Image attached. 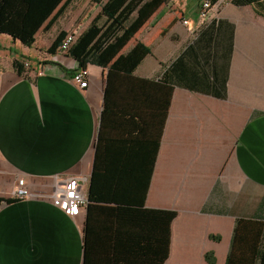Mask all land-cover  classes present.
I'll return each instance as SVG.
<instances>
[{"label":"crops","instance_id":"1","mask_svg":"<svg viewBox=\"0 0 264 264\" xmlns=\"http://www.w3.org/2000/svg\"><path fill=\"white\" fill-rule=\"evenodd\" d=\"M199 2L168 0L124 49L150 47L138 68L90 65L84 88L72 57L38 54L55 23L32 47L0 35V196L33 191L0 204V264H226L237 219L264 221V17ZM67 177L75 215L51 198Z\"/></svg>","mask_w":264,"mask_h":264},{"label":"trees","instance_id":"2","mask_svg":"<svg viewBox=\"0 0 264 264\" xmlns=\"http://www.w3.org/2000/svg\"><path fill=\"white\" fill-rule=\"evenodd\" d=\"M72 0H0V35L10 36L14 42L32 47L39 29L45 25L49 30L65 12ZM99 14L77 36L66 51L80 68L90 65L102 66L123 73H132L144 57L151 52L142 42L135 43L124 52L130 40L140 31L152 14L168 0H96ZM235 5H253L255 12L264 17V0H232ZM104 18L102 23L99 22ZM68 31L56 35L46 50L56 54ZM28 62V61H27ZM26 60L15 58L13 67L18 73L26 71ZM75 71V72H76ZM17 198L0 196V204L11 203ZM250 234L251 237L244 236ZM213 237V236H212ZM217 238V236H214ZM246 246L248 252L242 246ZM249 253V254H248ZM209 264L216 259L212 252L206 253ZM264 264V221L237 219L233 230V244L226 264Z\"/></svg>","mask_w":264,"mask_h":264},{"label":"built area","instance_id":"3","mask_svg":"<svg viewBox=\"0 0 264 264\" xmlns=\"http://www.w3.org/2000/svg\"><path fill=\"white\" fill-rule=\"evenodd\" d=\"M219 0H200L198 14L201 19L206 20L215 4ZM184 24L188 23V20H183ZM78 34L76 32H70L65 36L60 52L66 53L75 43ZM29 64L26 63L25 66ZM90 73L87 67L78 69L73 75V81L81 88H84L89 83ZM32 189L24 178L19 177L16 182L15 191H13L14 198H27L32 195ZM51 198L54 203L65 209L68 214L75 215L89 203V199L86 195V188L84 179L81 178H65L55 185L54 192L51 193Z\"/></svg>","mask_w":264,"mask_h":264},{"label":"rangeland","instance_id":"4","mask_svg":"<svg viewBox=\"0 0 264 264\" xmlns=\"http://www.w3.org/2000/svg\"><path fill=\"white\" fill-rule=\"evenodd\" d=\"M96 3V0H72L61 18L55 22L57 33L59 34L61 30L68 26H70L69 32H74V30L81 26L82 33L100 12L99 3ZM103 20L104 18L99 20V22L102 23ZM46 52V49H44L40 53L38 52V54L43 59L46 57Z\"/></svg>","mask_w":264,"mask_h":264}]
</instances>
